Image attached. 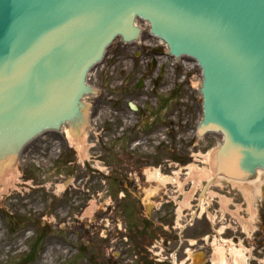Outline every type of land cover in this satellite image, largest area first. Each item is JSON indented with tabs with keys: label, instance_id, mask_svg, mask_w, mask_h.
Wrapping results in <instances>:
<instances>
[{
	"label": "rangeland",
	"instance_id": "374dc122",
	"mask_svg": "<svg viewBox=\"0 0 264 264\" xmlns=\"http://www.w3.org/2000/svg\"><path fill=\"white\" fill-rule=\"evenodd\" d=\"M138 24L143 30L140 41L126 44L119 39L90 74L89 83L98 94L85 100L90 109L86 152L69 143L66 130L44 134L22 152L23 163H16V175L0 196V236L5 246L0 264H147L157 250L153 245L166 233L162 225L174 224L175 216L167 206L166 221L161 223V212L155 208L162 193L152 199L155 208L148 211L150 201L142 195V187L148 186L144 169L177 163L195 164L198 173L211 170L206 157L218 148L221 137L197 135L203 102L201 71L187 68V63L193 64L189 59L174 61L167 46L150 36V25ZM141 79L143 87L136 89ZM130 102L137 111L130 109ZM191 176L195 181L199 178ZM256 183L264 184V171ZM213 190L232 199L227 208L243 220L228 212L217 223L233 225L223 237L243 250L249 248V264H264V198L254 208L258 220L248 236L239 191ZM189 194L185 200H191ZM93 201L96 207L89 214ZM218 207L215 204L211 211ZM208 224L198 219L184 235L201 246ZM170 229L167 239L176 243L178 236ZM212 241L204 244L208 260ZM13 242L17 248L7 251L6 245ZM198 245L190 247L191 256ZM52 246L56 249L50 254ZM185 254L180 249L178 259Z\"/></svg>",
	"mask_w": 264,
	"mask_h": 264
},
{
	"label": "water",
	"instance_id": "95a60500",
	"mask_svg": "<svg viewBox=\"0 0 264 264\" xmlns=\"http://www.w3.org/2000/svg\"><path fill=\"white\" fill-rule=\"evenodd\" d=\"M138 20L200 66L198 132L223 137L217 174L264 170V0H0V162L46 132L84 129L89 74L115 40L140 39Z\"/></svg>",
	"mask_w": 264,
	"mask_h": 264
},
{
	"label": "bare ground",
	"instance_id": "6f19581e",
	"mask_svg": "<svg viewBox=\"0 0 264 264\" xmlns=\"http://www.w3.org/2000/svg\"><path fill=\"white\" fill-rule=\"evenodd\" d=\"M135 106L137 107V105H135ZM89 125L90 124L88 123L80 133H73L71 127L67 130V137H68L69 143L72 146L78 148L81 153H84L87 150L86 136L89 132V129H88ZM128 125H129V123L127 122V126ZM217 152H218V149L214 150L212 153H210L206 157L207 162H209L211 167H212V169L210 171L204 169L202 172L196 173L195 171H196L197 166L195 164H193L189 167L191 172L194 173V175L199 176V178H201V179L204 176L211 178L215 174V171L217 168V160H218ZM21 159H22V157L18 158V159H10V160H7V161L0 163V196H3L7 193V187L10 185V179L13 176L15 177V175H16V173H15L16 171H13L14 166L16 165V163L22 164L23 161ZM216 174H217V171H216ZM152 177L156 178V179H160V181L164 180L163 177L159 176V171H156L152 175ZM216 178L219 179L221 177L218 175ZM233 182H234V184L239 185V186L243 187L244 189H246V187H247L248 193H253V194L258 193V191L260 190V187H261V186H257L258 184L255 181H253L251 184H244L243 182H240V184H237L238 182H236V181H233ZM60 188H62V187H60ZM220 198L227 201V199L225 197H220ZM95 207H96V204L93 201L91 203L90 209L88 210V213L91 214L93 212V210L95 209ZM1 242H2V237L0 236V251L2 248L5 247V246H2ZM6 246H8L7 251H10L12 249H16L18 244L16 242H13V243L6 245ZM230 247H231V255H232L233 262H235L236 264H245L246 257H245V253H244L245 251L243 250V248L239 249L238 247L235 246L234 243H230ZM55 249H56L55 246H52L51 250H50V254H53L55 252ZM227 251H228L227 248L224 246H221L218 248V251H216V254H215V261L217 264H230L229 261L226 260V252Z\"/></svg>",
	"mask_w": 264,
	"mask_h": 264
}]
</instances>
